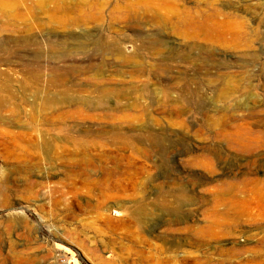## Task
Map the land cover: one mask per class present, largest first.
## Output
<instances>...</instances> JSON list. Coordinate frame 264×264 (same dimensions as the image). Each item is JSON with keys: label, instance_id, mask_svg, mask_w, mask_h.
I'll return each mask as SVG.
<instances>
[{"label": "rangeland", "instance_id": "obj_1", "mask_svg": "<svg viewBox=\"0 0 264 264\" xmlns=\"http://www.w3.org/2000/svg\"><path fill=\"white\" fill-rule=\"evenodd\" d=\"M0 264H264V0H0Z\"/></svg>", "mask_w": 264, "mask_h": 264}, {"label": "bare ground", "instance_id": "obj_2", "mask_svg": "<svg viewBox=\"0 0 264 264\" xmlns=\"http://www.w3.org/2000/svg\"><path fill=\"white\" fill-rule=\"evenodd\" d=\"M153 1V0H152ZM148 2V1H147ZM149 3H151V2H149ZM155 3V2H154ZM162 4V3H161ZM156 5V4H155ZM153 7V6H152ZM152 9V8H151ZM193 17V16H192ZM165 20V19H164ZM165 22V21H164ZM85 39H86V37H84ZM84 42H85V40H84ZM94 43H93V45L95 46L96 45V47L99 49V50H101L103 53H104V51H108V50H116V51H118L119 50V45L120 44H118V45H115V44H113V42L112 43H110V41L108 42V41H106V40H104V39H98L97 41H93ZM154 42V41H153ZM4 43V42H3ZM18 43H20V42H18ZM62 44V43H61ZM86 44L87 43H84V45L83 46H86ZM19 45V44H18ZM21 45V44H20ZM70 45V44H69ZM16 47H18V46H16ZM62 47V46H61ZM95 47V48H96ZM122 47V46H121ZM49 48V47H48ZM51 49V48H50ZM49 49V50H50ZM122 49V48H121ZM55 50V49H54ZM121 51V50H120ZM119 51V52H120ZM12 52V51H11ZM57 52H58V50H57ZM113 52V51H112ZM71 53H72V50L70 49V47L69 46H64L61 50H60V53H56L54 56H53V59H56V60H61L63 57L64 58H66L65 56H70L71 55ZM98 53V52H97ZM107 53V52H106ZM111 53V52H110ZM118 53V52H117ZM8 53L6 52V55H7ZM29 54V53H28ZM101 54V53H100ZM113 54V53H112ZM34 55H36V54H34ZM44 55V54H43ZM37 56V55H36ZM40 57V56H39ZM173 57V56H172ZM2 58V57H1ZM26 58V57H25ZM31 58V57H30ZM46 58V57H45ZM61 58V59H60ZM68 58V57H67ZM7 60V59H6ZM28 60V59H27ZM62 60H64V59H62ZM3 61V60H2ZM9 61H10V58H9ZM53 61V60H52ZM4 62V61H3ZM29 62V61H28ZM35 62H37V61H35ZM2 63V62H1ZM5 64V63H4ZM9 64V63H8ZM27 64V63H26ZM29 64V63H28ZM36 65L38 64V63H35ZM91 66H92V64H90ZM38 66V65H37ZM88 66V65H87ZM86 66V67H87ZM91 66H89V67H91ZM29 67V66H28ZM39 67H41L40 66V64H39ZM88 67V68H89ZM42 68V67H41ZM58 68H59V66H58ZM87 69V68H86ZM93 69H94V67H93ZM34 70V69H33ZM38 70V69H37ZM42 70V69H41ZM46 70V69H45ZM89 70V69H88ZM32 71V70H31ZM39 71V70H38ZM86 72V71H85ZM88 73H89V71H88ZM33 74H35V73H33ZM46 77V76H45ZM58 79V78H57ZM38 80H39V78H38ZM50 81V80H49ZM57 81H60V80H57ZM63 82V81H62ZM103 82V81H102ZM58 83V82H57ZM56 83V84H57ZM41 84V83H40ZM59 84H61V83H59ZM62 85V84H61ZM65 85V84H64ZM63 86V85H62ZM49 87V86H48ZM51 87V86H50ZM54 87V86H53ZM58 87V86H57ZM59 87H61V86H59ZM65 87H66V85H65ZM42 88V87H41ZM41 88H39V89H41ZM43 89V88H42ZM110 94V93H109ZM7 137V136H6ZM15 140V139H14ZM12 141V140H11ZM34 154V153H33ZM79 154V153H78ZM83 154V153H82ZM92 154V153H91ZM80 156V155H79ZM85 156V155H84ZM83 156V157H84ZM88 156V155H87ZM85 158V157H84ZM106 158V157H105ZM108 158V157H107ZM94 159V158H93ZM72 160V159H71ZM86 160V159H85ZM24 161V160H23ZM78 161V160H77ZM83 161V160H82ZM100 161V160H99ZM102 161V160H101ZM52 162V161H51ZM75 162V161H74ZM22 164V163H21ZM22 166V165H21ZM34 166V165H33ZM78 166V165H77ZM82 166V165H81ZM87 166V165H86ZM80 168V167H79ZM77 169V168H76ZM10 171V170H9ZM85 171V170H84ZM87 172V171H86ZM111 176V175H110ZM165 195V194H164ZM168 196V195H167ZM165 197V196H164ZM168 198V197H167ZM166 199V198H165ZM165 203H166V200L164 201ZM162 204V203H161ZM163 205V204H162ZM161 205V206H162ZM165 206V205H164ZM163 206V207H164ZM169 206V205H168ZM168 206H167V208H168ZM166 208V207H165ZM148 209V208H147ZM176 209H178V208H176ZM127 210V209H126ZM151 211V210H150ZM138 212H140V211H138ZM145 212V211H144ZM145 213H147V211L145 212ZM131 215V214H130ZM130 215H128L127 214V216H129L130 217ZM141 215V214H140ZM171 223V222H170ZM240 248V247H239ZM18 251V250H17ZM11 253V252H10ZM29 258V257H28ZM4 259V258H3Z\"/></svg>", "mask_w": 264, "mask_h": 264}]
</instances>
